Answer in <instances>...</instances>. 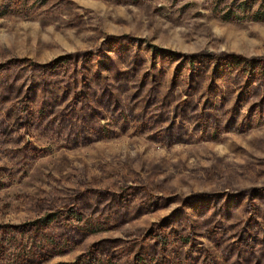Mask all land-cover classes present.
<instances>
[{"label": "rangeland", "instance_id": "1", "mask_svg": "<svg viewBox=\"0 0 264 264\" xmlns=\"http://www.w3.org/2000/svg\"><path fill=\"white\" fill-rule=\"evenodd\" d=\"M0 264H264V0H0Z\"/></svg>", "mask_w": 264, "mask_h": 264}]
</instances>
